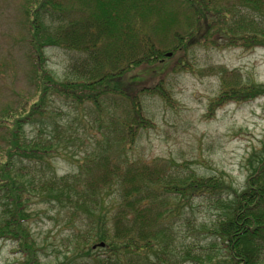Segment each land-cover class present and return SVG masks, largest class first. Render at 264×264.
<instances>
[{
  "label": "trees",
  "instance_id": "16d2710c",
  "mask_svg": "<svg viewBox=\"0 0 264 264\" xmlns=\"http://www.w3.org/2000/svg\"><path fill=\"white\" fill-rule=\"evenodd\" d=\"M26 2L39 89L0 118L7 129L0 241L17 246L21 264H53L43 262L45 248L31 227L41 206L56 211L65 232L67 253L55 264H180L182 228L194 238L183 262L264 264V152L238 188L221 175L136 151L143 131L156 125L146 98L174 102L170 78L193 69L196 48L264 49V0ZM54 47L68 56L63 77L47 67L46 50ZM217 73L209 117L229 103L264 96V83L236 79L225 66ZM54 97L82 105L76 120L95 133L83 137L69 121L53 120ZM75 147L84 150L76 170L58 174L52 158ZM202 206L212 212L209 222L199 214Z\"/></svg>",
  "mask_w": 264,
  "mask_h": 264
},
{
  "label": "rangeland",
  "instance_id": "374dc122",
  "mask_svg": "<svg viewBox=\"0 0 264 264\" xmlns=\"http://www.w3.org/2000/svg\"><path fill=\"white\" fill-rule=\"evenodd\" d=\"M26 3V0H0V118L5 110L31 102L39 89L38 75L33 71L30 29L22 14L21 4ZM46 51L47 67L57 77H63L68 58L66 52L55 47ZM191 61L192 70L179 71L170 78L174 102L168 103L158 96L146 98L145 105L156 125L143 131L137 154L146 158L175 159L202 174L221 175L242 188L250 163L264 152V96L253 101L229 103L211 117L208 106L220 87L219 66L235 72L236 79L241 77L264 83V49L198 47ZM51 102L53 120L60 124L69 121L71 131L81 132L83 137L95 133L93 129L80 126L76 120L82 105L69 104L70 101L59 97H54ZM6 131L0 127V147L6 146ZM33 131V127L27 126L29 134ZM73 152L52 158L58 174L76 170V161L83 156L84 150L75 147ZM200 210L203 211L199 213L203 220L209 222L212 212L205 210L204 206ZM57 219L56 211L41 206L35 208L31 227L39 244L45 248L42 260L46 261L43 262L55 264L67 253L65 232ZM193 240L182 228L175 250L180 254V264H194L190 260L183 262V251L192 245ZM200 242L206 246L208 241L200 239ZM16 250L17 246L12 242L0 241V264H21L24 256ZM172 257L176 260L175 256Z\"/></svg>",
  "mask_w": 264,
  "mask_h": 264
}]
</instances>
